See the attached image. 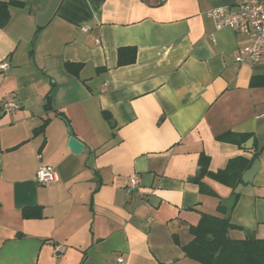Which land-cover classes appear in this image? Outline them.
I'll list each match as a JSON object with an SVG mask.
<instances>
[{
	"label": "crops",
	"instance_id": "obj_1",
	"mask_svg": "<svg viewBox=\"0 0 264 264\" xmlns=\"http://www.w3.org/2000/svg\"><path fill=\"white\" fill-rule=\"evenodd\" d=\"M50 1L0 0L21 4L0 27V264H199L182 252L189 227L231 205V190L208 178L215 196L199 192L201 167L255 152L229 236L264 241V51L237 63L245 39L207 16L240 0H61L39 27ZM123 47L136 61L119 67ZM10 95L18 108L7 112ZM41 166L55 182L37 183ZM38 207L42 218L22 217Z\"/></svg>",
	"mask_w": 264,
	"mask_h": 264
},
{
	"label": "trees",
	"instance_id": "obj_2",
	"mask_svg": "<svg viewBox=\"0 0 264 264\" xmlns=\"http://www.w3.org/2000/svg\"><path fill=\"white\" fill-rule=\"evenodd\" d=\"M21 6L16 2H0V27H4L10 18L9 7ZM137 49L134 47H123L117 51V65L127 66L136 61ZM65 70L77 75L80 65L72 63L64 64ZM48 105H46L47 107ZM104 120L113 128L111 116L103 111ZM48 119L33 131L34 135L43 134ZM231 141V140H230ZM229 141V142H230ZM258 153H253L251 158L238 156L230 159L226 166L216 172H210L204 166L201 167L198 175L199 192L202 195L215 196V193L204 183L203 178H208L231 190V205L227 208L220 201L217 212L218 215L202 214L199 222L195 226L189 227L190 241L182 246L184 257L199 264H264V241L252 234L246 233V237L241 240L232 239L229 236L230 230L238 227L230 223L229 213L234 208L239 195H234L235 188L241 183V177L246 172ZM24 219L42 218V209L26 208L22 211Z\"/></svg>",
	"mask_w": 264,
	"mask_h": 264
},
{
	"label": "built area",
	"instance_id": "obj_3",
	"mask_svg": "<svg viewBox=\"0 0 264 264\" xmlns=\"http://www.w3.org/2000/svg\"><path fill=\"white\" fill-rule=\"evenodd\" d=\"M215 22L217 29L229 28L235 34L245 39V44L241 46L235 57L237 63L248 62L251 65L259 63L264 51V0H240L237 7H217L207 14ZM86 29H83L85 31ZM6 63L0 64V69H7ZM4 111L12 112L18 107L13 96H7L2 104ZM36 181L40 185H48L55 182L54 174L47 166H41L36 173ZM140 184V177L130 178L126 192L131 193ZM152 223L148 219L146 226ZM64 251L62 247L53 250L55 256H59Z\"/></svg>",
	"mask_w": 264,
	"mask_h": 264
},
{
	"label": "water",
	"instance_id": "obj_4",
	"mask_svg": "<svg viewBox=\"0 0 264 264\" xmlns=\"http://www.w3.org/2000/svg\"><path fill=\"white\" fill-rule=\"evenodd\" d=\"M61 0H51L45 11L36 14V25L39 27L45 26L55 14ZM68 148L74 154H79L83 148V145L74 137L68 140ZM244 148L250 150L252 148V139H249L245 144ZM260 167V161L255 159L250 168L243 173L241 177V183L235 188L234 195H240L243 187L247 184H251L254 177L256 176Z\"/></svg>",
	"mask_w": 264,
	"mask_h": 264
}]
</instances>
